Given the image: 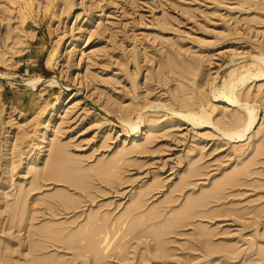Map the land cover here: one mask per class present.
Wrapping results in <instances>:
<instances>
[{"label": "rangeland", "instance_id": "obj_1", "mask_svg": "<svg viewBox=\"0 0 264 264\" xmlns=\"http://www.w3.org/2000/svg\"><path fill=\"white\" fill-rule=\"evenodd\" d=\"M0 264H264V0H0Z\"/></svg>", "mask_w": 264, "mask_h": 264}, {"label": "bare ground", "instance_id": "obj_2", "mask_svg": "<svg viewBox=\"0 0 264 264\" xmlns=\"http://www.w3.org/2000/svg\"><path fill=\"white\" fill-rule=\"evenodd\" d=\"M55 49H53L52 50V53L49 55V57H47L48 59H47V65L48 64H50V65H52L54 62V54H55V51H54ZM53 52H54V54H53ZM2 77V76H1ZM3 78V77H2ZM38 81V80H37ZM40 82H41V80H39ZM51 82V81H50ZM38 83V82H37ZM55 82L54 81H52V83H51V86H52V84H54ZM50 84V83H49ZM26 85V84H25ZM28 85H30V86H32V87H35L36 86V80L35 81H30L29 83H28ZM230 86V89H234V85L233 84H231V85H229ZM223 99H225L226 101H228V102H230V103H233V100H232V98H230V97H223ZM246 111L249 113L248 114V116L246 117V118H242L241 119V121H240V123L238 124V127H237V129L236 130H234V131H232L231 133H226L225 135L226 136H228V137H230V138H232V139H242L243 137H244V135L248 132V131H250L251 130V128L253 127V125H254V122H255V116H254V114H253V111L250 109V108H248L247 106H246ZM186 119L188 120V121H192V122H194V123H197V124H194V125H199L200 127L201 126H206V125H209L210 123L208 122V121H206V120H203L202 119V117L200 116L199 118H197V115L196 114H194L193 112H190L188 115H187V117H186ZM130 126H131V128H132V130H137V126H134V125H132V124H129Z\"/></svg>", "mask_w": 264, "mask_h": 264}]
</instances>
